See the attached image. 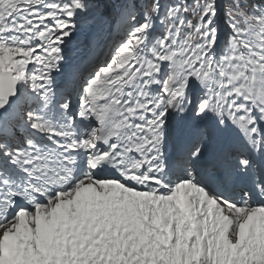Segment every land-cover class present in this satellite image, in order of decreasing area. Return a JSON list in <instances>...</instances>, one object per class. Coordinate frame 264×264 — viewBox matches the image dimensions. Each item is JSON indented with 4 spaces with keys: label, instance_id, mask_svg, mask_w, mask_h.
Segmentation results:
<instances>
[{
    "label": "snow or ice",
    "instance_id": "1",
    "mask_svg": "<svg viewBox=\"0 0 264 264\" xmlns=\"http://www.w3.org/2000/svg\"><path fill=\"white\" fill-rule=\"evenodd\" d=\"M0 264H264V0H0Z\"/></svg>",
    "mask_w": 264,
    "mask_h": 264
}]
</instances>
